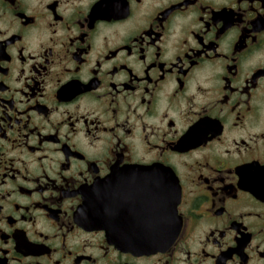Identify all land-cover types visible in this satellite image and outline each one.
I'll list each match as a JSON object with an SVG mask.
<instances>
[{"label":"flooded vegetation","instance_id":"flooded-vegetation-1","mask_svg":"<svg viewBox=\"0 0 264 264\" xmlns=\"http://www.w3.org/2000/svg\"><path fill=\"white\" fill-rule=\"evenodd\" d=\"M0 264H264V0H0Z\"/></svg>","mask_w":264,"mask_h":264}]
</instances>
